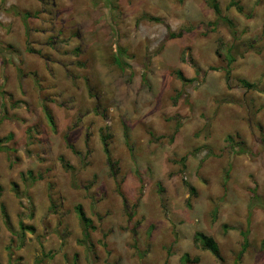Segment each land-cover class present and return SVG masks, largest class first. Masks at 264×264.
<instances>
[{
  "label": "rangeland",
  "instance_id": "1",
  "mask_svg": "<svg viewBox=\"0 0 264 264\" xmlns=\"http://www.w3.org/2000/svg\"><path fill=\"white\" fill-rule=\"evenodd\" d=\"M218 1L235 34L205 0H0V264H264V0Z\"/></svg>",
  "mask_w": 264,
  "mask_h": 264
},
{
  "label": "trees",
  "instance_id": "2",
  "mask_svg": "<svg viewBox=\"0 0 264 264\" xmlns=\"http://www.w3.org/2000/svg\"><path fill=\"white\" fill-rule=\"evenodd\" d=\"M205 2L216 14L217 20L226 24L228 26V28L231 30V32L233 34H235L234 24H233L232 20H230L226 15L223 14V11L221 9L219 1L218 0H205ZM229 7H235L240 12L243 11V7L240 5L238 0H230ZM29 16L30 15L26 13L25 18L27 19ZM226 59L228 60V68H226V75L230 76V74L232 72V64L236 61V53H235L234 47H230V49L227 51ZM177 75H178L179 79L184 81V82H190L191 81V80L186 79L183 76L182 72H180V71L177 72ZM240 83L244 88H247V89H253L254 87L256 88L255 85L251 84L250 82H248L246 80H240ZM46 115H47V118L52 119V115L49 112L48 113L46 112ZM51 123L53 124L52 120H51ZM229 140H232V138L229 137ZM69 147H70V149L73 150V147L71 145H69ZM240 151H242V148H240ZM105 152L108 153L107 148H106ZM30 174L32 175V172H30ZM188 187H189L190 193L195 194V189L190 185ZM259 202L260 201H258V203ZM75 212H76L78 219H79V221L82 225V228H83V236H84L83 243L86 246H89L90 245V241H89L90 232L96 230V227L94 226L93 221L87 216V213L85 212L82 205H77L75 207ZM19 226H20V230L18 232V237H17L18 239L16 241H17V246L22 247L26 233L27 232L33 233L34 228L32 226H28V225L25 226L23 224V221L19 222ZM225 230H228L227 226H225ZM248 233H249L248 230H243L241 232V236L243 238V244H242V250L237 256V260L240 259V257L243 255V253L248 249V246H249ZM194 240L203 249L209 251L210 253H212L216 257H220L219 245L213 237H211V236H209L203 232H196L194 235ZM262 248L264 250V241L262 243ZM181 262L183 264H188L190 262L189 255L184 254L181 258Z\"/></svg>",
  "mask_w": 264,
  "mask_h": 264
}]
</instances>
